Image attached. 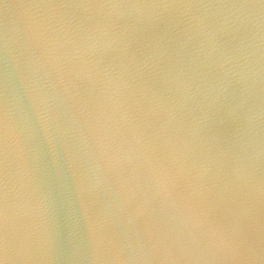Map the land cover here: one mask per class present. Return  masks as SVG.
I'll return each mask as SVG.
<instances>
[{"label":"water","instance_id":"water-1","mask_svg":"<svg viewBox=\"0 0 264 264\" xmlns=\"http://www.w3.org/2000/svg\"><path fill=\"white\" fill-rule=\"evenodd\" d=\"M0 264H264V0H0Z\"/></svg>","mask_w":264,"mask_h":264}]
</instances>
